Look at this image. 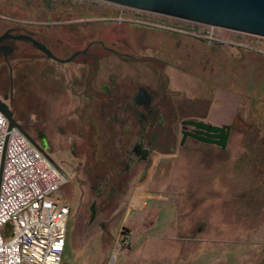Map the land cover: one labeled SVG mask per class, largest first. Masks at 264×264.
Segmentation results:
<instances>
[{"label":"flooded vegetation","instance_id":"1","mask_svg":"<svg viewBox=\"0 0 264 264\" xmlns=\"http://www.w3.org/2000/svg\"><path fill=\"white\" fill-rule=\"evenodd\" d=\"M46 6L50 15L40 21L19 18L14 9H0V36L13 29L6 34L25 35L63 60L83 53L59 62L31 40L2 38L0 46L11 50L0 51V102L64 176L56 193L60 202L71 209L74 199L80 205L87 201V227L108 231L122 217V202L131 188L145 180L154 182L162 173L167 182L169 161L181 168L183 198L196 195L203 201L210 199L209 194H219L207 206L218 208L217 214L227 219L264 214L263 182L236 178V173L250 176L248 165L236 164L238 159H252L242 147L250 132L236 125V116L217 121L210 114L218 102L215 90L234 92L235 73L251 71L248 63L254 58L264 59L263 50L237 37L248 34L218 27L207 34V25L177 18L167 25L166 15L120 5L84 19L67 18L85 10L52 0ZM123 10H131L132 16H124ZM40 59L51 63L41 64ZM169 59L180 63L175 71L185 74L187 82L178 73L167 75ZM68 64L72 67L62 68ZM78 69L85 73L84 103L73 88L62 84L67 76L76 81ZM225 77L228 84H221ZM260 77L264 79V74ZM172 78L186 85L189 93L171 90ZM241 98L239 104L246 108ZM200 124L224 129L206 131ZM199 216L188 231L203 228Z\"/></svg>","mask_w":264,"mask_h":264},{"label":"rangeland","instance_id":"2","mask_svg":"<svg viewBox=\"0 0 264 264\" xmlns=\"http://www.w3.org/2000/svg\"><path fill=\"white\" fill-rule=\"evenodd\" d=\"M49 0H0V9L8 11L9 9H14L17 12L19 18H24L29 21H40L46 17L48 12L46 3ZM59 4V6L74 7L76 9L85 10V14H81L79 10L75 11L71 17H64L63 20L67 19H84L97 17L99 11H114L118 9L117 5H112L107 2L99 0H52ZM24 5L26 8H24ZM30 7V8H28ZM44 9L45 13H42ZM126 12L124 16L131 17V10H123ZM159 18L158 16H156ZM167 25H171L175 22L172 17L166 18ZM180 23V22H179ZM201 29V28H200ZM217 33L225 35L226 33L221 30H217ZM227 35V34H226ZM234 36V34L229 33V36ZM240 40H247L252 45L264 51V38L255 37L253 35L244 36L238 35ZM232 59L240 60V57L233 56ZM174 63L172 64L170 63ZM251 64V71L245 69V71H239L235 73V89L237 91V96L242 97L241 102H245L246 110H238L236 120H244L246 131L249 133V140L244 141L242 147L248 155H252V159H242L237 160L236 164L243 165L246 164L250 168V176H246L244 173H236V178L241 180L249 179V182L262 181L263 187L260 188L264 192V118L259 115H264V79L260 75L264 74V59H252L248 65ZM180 63L174 59H169L167 63V75L173 76V74L178 73L175 71L174 67L179 68ZM182 76V80H189L185 74L178 73ZM263 79V80H262ZM171 90L176 89L182 94H188L189 88L186 85H182L180 82H175L173 78L171 79ZM221 84H228V79L220 80ZM203 88H208L206 82H202ZM211 91L213 90L210 87ZM216 91V90H215ZM247 106L252 112L249 111ZM247 114H246V112ZM239 126L240 124H236ZM259 132H262L260 135ZM250 138H255L250 139ZM254 155H257L255 158ZM254 157V158H253ZM179 160V159H178ZM178 160L175 161L178 163ZM223 163V162H220ZM226 163V162H225ZM260 164V166H258ZM172 165V164H171ZM169 161H167V182L164 180L163 173L156 175V180L146 184L143 189L146 194L152 195L151 197H145L144 201L141 200V204H145L142 208L146 207L148 211V217L153 218L152 228L145 229L142 234L138 232L140 228L139 225H143L142 221L136 222L135 216L136 210H131L128 216L127 224L124 220V215L119 218L117 224L113 226L112 232L117 235V237L122 238V234H126L125 238L119 240L118 244L121 246H126L128 238L131 235V227H134V232L136 233L134 244L132 247L135 249L134 259L136 264H160L162 262L158 256V253L145 251L138 247L141 240L145 238L154 239L162 237L164 232L167 231V245L168 244H180L184 242V233L187 231L186 227L190 223H196V217L199 216L196 212L192 214H186L183 210L179 213L171 208V200L177 197L181 198L182 193L185 192V188L182 187L181 182V168L179 165L171 166ZM161 175V176H160ZM160 176V177H159ZM250 177V178H248ZM255 184V183H253ZM138 185V184H137ZM137 185L131 188L132 191H136ZM258 188H255V190ZM260 191V192H261ZM258 194V193H257ZM131 195V194H130ZM219 194H209L208 198H218ZM264 195V193H263ZM221 196V195H220ZM130 197V196H129ZM219 199V198H218ZM221 200V199H220ZM124 205V204H123ZM125 206V205H124ZM189 206V205H188ZM196 210V205H191ZM187 206H184V208ZM188 209V208H187ZM186 214V215H185ZM191 217V218H190ZM202 218L201 216H199ZM237 224L234 225V220L223 218L221 220L220 227L218 229L207 230L198 233V236L194 239H189V243L196 246H203L204 250L201 253L196 254L195 252L190 253L189 260H183L176 258L171 251L167 249V264H264V214L258 216H252L253 223L257 222V225L248 229L241 228L238 224H243V217H239ZM211 220H204V226L207 222L210 223ZM216 221V220H215ZM89 222V210L87 207V201L80 202L74 199L71 204V213L67 223V239L70 244L66 245L64 250L62 260L65 264H112L113 258L110 255L102 258L100 253V235L101 233H96L89 238L86 243L82 245L83 241L93 232L100 231L97 229L90 230L88 228ZM138 226V227H137ZM198 231H190V234H194ZM107 238V235L104 236ZM114 243L117 244L116 239ZM202 248V247H201ZM154 258V259H153ZM252 258V260L250 259Z\"/></svg>","mask_w":264,"mask_h":264},{"label":"built area","instance_id":"3","mask_svg":"<svg viewBox=\"0 0 264 264\" xmlns=\"http://www.w3.org/2000/svg\"><path fill=\"white\" fill-rule=\"evenodd\" d=\"M7 129L0 112V162ZM63 181L54 165L11 127L0 177V264H62L71 213L56 197Z\"/></svg>","mask_w":264,"mask_h":264},{"label":"crops","instance_id":"4","mask_svg":"<svg viewBox=\"0 0 264 264\" xmlns=\"http://www.w3.org/2000/svg\"><path fill=\"white\" fill-rule=\"evenodd\" d=\"M39 62L41 64H46L50 61H46L45 59H40ZM51 63V62H50ZM72 67V65L68 64L65 66H62V68H69ZM76 81H74V79H72L73 77L71 76H67L64 81H62V84L64 86H67L68 88H73L78 95L80 96V102L84 103L86 101V93L84 92V89L82 87L83 81H84V77H85V73L83 72V70H79L76 72ZM215 96L216 99L218 100L217 103H213L211 106V117L214 120L217 121H221L223 120V118L225 117H229L230 115L233 116H237L238 114V110L239 109H245L244 106L239 104V98L237 96V91L234 89V92H228L226 90L223 89H216L215 91ZM239 124L241 126L242 130H245V123L239 121ZM148 176H149V172H148ZM147 176V178H148ZM147 184V180H145L144 182L138 184L136 187V191H132L131 195L129 198H127L125 200V202H122V204H124V209H123V215H124V220L127 224L128 221V216L131 210H136L137 213L136 214V218L135 221L136 222H140L142 221L143 225H139V229L138 232L142 234L144 233L143 231L145 229L148 228H152L153 225V218L148 217V211H147V206L142 208L141 205H145L144 203L141 204V200L144 201L145 197H151L152 195L150 194H146L145 191L143 190L146 187ZM179 194H177V197L175 199H172L170 204H171V208L175 211V213H179L183 210L184 213H198V214H202V213H209L208 216H201L202 219L204 220H211L210 223L207 222V225L204 226L201 230H199L198 232H196L195 234H193L195 237L198 236V233L200 232H204L207 230H213V229H218L220 227V223L222 222L221 220H224L223 217H221L220 215L217 214L218 212V208L216 207H211V206H207L208 204H214V200L213 199H206V200H199L197 198V196H192V197H188V198H183L181 196V198H178ZM192 204L196 205V210L194 211V208L191 206ZM189 205V206H188ZM184 206H187V208ZM122 215V216H123ZM186 215V214H185ZM196 220V219H195ZM216 220V221H215ZM231 220H234V225L237 224V218H231ZM193 225V223H190L189 225H187L186 230L189 228H191V226ZM254 225H257V222L253 223V219L251 217H244L243 218V224H238V226H240L241 228H252L254 227ZM138 227V226H137ZM131 235L128 238V242L126 246H121L119 245L118 241L122 238L126 237V234H122V238L117 237L116 234H114L112 232V228L109 229L108 231H104V230H100V231H95L93 233H91L82 243L81 246H83L86 241L91 238V236L93 234L96 233H101L100 237V253H101V257H107V255H110V258H113L112 260V264H136L135 259H134V252L135 249H133L132 247L135 246L134 241H135V236L136 233L134 232V227H131ZM186 231L184 233V242L180 243V244H168L167 245V231L164 232V235L162 234V237L160 238H154V239H150V237L145 238L143 240H141V242L138 244V247L140 249H143L145 251H149L155 253L153 256L155 257V255H157L158 253H161V256H158L159 259L162 260V262L160 264H167V249L169 251H171L174 255H176V258H180L183 260L188 261L189 257H190V253L195 252L196 254H199L202 252V250H204L203 246L199 247L196 246L194 247L193 244L189 243L187 240L193 236L190 234V231ZM107 235V238H105L104 236ZM116 239V243H114ZM70 244L71 246L75 247L73 245V243H70V240L67 239V233H66V241H65V247L64 250L66 248V245ZM64 253V251H63ZM62 253V256H63ZM156 258V257H155ZM154 259V258H153ZM252 260V258H250ZM62 260V258H61ZM62 264H65L62 260Z\"/></svg>","mask_w":264,"mask_h":264},{"label":"water","instance_id":"5","mask_svg":"<svg viewBox=\"0 0 264 264\" xmlns=\"http://www.w3.org/2000/svg\"><path fill=\"white\" fill-rule=\"evenodd\" d=\"M99 1H104L107 3H112L137 10L162 14L172 18H177L211 27L223 28L239 33H244V34L264 38V0H99ZM9 30H13V29H9ZM6 32L2 36H0V40L5 37L14 38V39L18 38L24 41L31 40L33 42L34 47L45 52L47 57L52 58L59 62H67L77 53H83V51H77L70 58L63 60L53 55L49 50H47L41 44L33 41L32 39H30L25 35L10 36L6 34ZM10 50L11 48H9L8 46H0V51H2L3 54L4 51L8 53ZM86 50L87 49L85 48L84 51ZM9 76H10V68H9ZM10 99H11V80H10ZM0 112L3 113L8 120V129L3 144L1 162H0V177H1L3 157H4V151H5L9 129L15 126L34 144L35 147H37V149L55 167L57 166L11 119L12 113H9V111L7 110V106L2 104L1 102H0ZM199 126L206 131H212V132H218V131L221 132L224 129V127L222 126H215L208 124H200Z\"/></svg>","mask_w":264,"mask_h":264}]
</instances>
